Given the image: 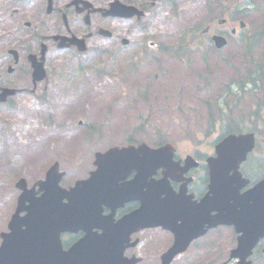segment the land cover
Listing matches in <instances>:
<instances>
[{"label": "rangeland", "instance_id": "obj_1", "mask_svg": "<svg viewBox=\"0 0 264 264\" xmlns=\"http://www.w3.org/2000/svg\"><path fill=\"white\" fill-rule=\"evenodd\" d=\"M218 6L226 8L224 18L235 16L229 24L245 23L236 37L227 36V45L220 50L213 48L211 34L203 33L209 24L214 32L221 28L216 23ZM146 23L145 35L155 49L142 44V34L132 22L117 21L110 26L129 44L123 47L120 40H107V63L102 56L96 61L92 50L79 56L66 50L55 52L54 68L60 67L62 76L53 100H47L44 107L36 100H22L15 118L9 117L4 127L0 124V142L5 144L1 152L14 150L16 142L23 144L9 161L0 159V232L6 230L14 210L15 179H33L40 174L55 159L57 144L62 169L71 170V160L79 161L76 171L69 174L72 182L77 175L78 179L87 175L96 151L122 146L128 138L150 146L154 140L164 139L184 155L210 151L228 119L252 127L246 118L263 100L264 78L260 92L254 93L246 89L244 79L256 67L264 76V0H173L172 5L152 10ZM182 37L194 49L177 57ZM81 63L84 69L76 72ZM239 91L236 96L228 93ZM48 115L53 116L49 125L43 122ZM261 116L264 126V111ZM80 119L82 127L77 125ZM208 122L216 128L206 130ZM91 127L96 131L85 135ZM50 132L55 135L53 144L49 141L45 148L37 147L43 156L27 155L34 143L43 142ZM164 237L168 236L159 231H145V252L149 243ZM234 240L230 229L220 228L172 264H220L228 259ZM260 257L255 264H264V257Z\"/></svg>", "mask_w": 264, "mask_h": 264}, {"label": "water", "instance_id": "obj_2", "mask_svg": "<svg viewBox=\"0 0 264 264\" xmlns=\"http://www.w3.org/2000/svg\"><path fill=\"white\" fill-rule=\"evenodd\" d=\"M123 9L129 8H120L119 11ZM116 10L118 12L117 7ZM213 40L217 48L225 44L221 37H213ZM252 147L253 138L250 134L228 136L216 146V156L207 160L210 191L196 210H186L187 206H173L176 199L167 178L195 164L188 159L183 168H178V163L172 161L170 145L154 150L141 144L135 150L132 147L120 150L113 148L104 154L98 153L96 170L86 180L76 182L68 191L57 187L56 177L59 176L50 169L46 180L39 183L40 188L44 189L43 196L33 199L30 209L23 204L26 200V190L23 189L17 211L9 222L10 232L1 234L0 264H81L76 252L85 247L90 248L87 255H90L93 264H133L122 257L130 233L139 228L157 226L174 235L173 245L161 258L162 264H170L176 255L185 251L192 239L205 232V221H210L209 226L212 227L216 224H232L236 232L240 233L232 256L239 258L237 264H250L247 258L257 240L264 235V183L240 194L239 187L245 181L240 178L238 166ZM136 151L143 154L138 163L139 176L143 177V182L158 167L163 168V178L144 190L140 197L141 206L136 212L114 225H107V217L101 216V207L113 204L110 202L112 197L107 182L115 185L127 170L136 166ZM231 170L232 174H229ZM24 186L23 183L21 187ZM133 188L130 191L123 189L120 201L126 200L131 192L135 194V181ZM162 193H165L163 201L159 200ZM63 198H66L64 204L61 202ZM173 208L177 213L168 214L166 209ZM23 210L27 211L26 214L18 217V213ZM212 210L217 212L213 217L209 214ZM178 214L182 218L180 224L174 218ZM65 225H79L88 232L84 240L75 244L69 253H62L58 239ZM92 228L101 229L102 233H91ZM93 254L99 255L96 256L97 261L91 256Z\"/></svg>", "mask_w": 264, "mask_h": 264}, {"label": "flooded vegetation", "instance_id": "obj_3", "mask_svg": "<svg viewBox=\"0 0 264 264\" xmlns=\"http://www.w3.org/2000/svg\"><path fill=\"white\" fill-rule=\"evenodd\" d=\"M113 1L115 0H0V14L8 22V24H0V30L3 31V35L0 38V124L2 127L7 124L6 120L9 117L15 118V114L20 112L18 106L23 102L22 100H27L28 102L36 100L41 103L42 107L46 106L47 100H53V92L56 87H60L58 82L62 76L61 68H54V64L57 61L54 53L61 49L58 46L60 43L68 42L62 39L63 37H76L84 40L87 51L89 49L96 54V61L99 60L98 56H102L101 60H105V63H107V22L113 20L107 18V7ZM117 1L136 6V8L143 12L142 20L144 21L145 18L152 14V10H156L160 6L170 3L172 0ZM140 26L142 28L145 24L141 23ZM210 27H208L209 30L211 29ZM220 32H224V29ZM111 33L110 39H117L118 34L114 30ZM70 50L74 51L75 48L71 47ZM31 58L44 68V79L43 76L33 79ZM82 67L84 69L83 64ZM52 117V115H48L46 118L49 121ZM261 129L262 131L256 133L264 134V127ZM54 139L55 135L51 138L52 144ZM18 143L21 142L15 143L14 150H4L1 152L5 144L0 142V159L3 158L6 162L9 161L12 154L17 150ZM34 144L28 150L27 155L42 157L43 154L37 147L45 148L46 145L39 146L37 141ZM129 144L131 143H125L124 146ZM58 154V148H55V153H53L55 159L58 157ZM213 155L214 151L212 148L206 152L196 150L184 154V156H191L198 167L187 172L185 177L176 176L180 180L171 181L170 184L176 192L180 188L186 187L185 196L189 198L185 200L187 205L200 203L207 194L209 178L205 161ZM75 161L77 162L72 163V167H74L73 171H76L79 166L78 160L75 159ZM244 167L246 169L250 167L248 159L241 165L242 169ZM45 170L46 168L41 172ZM92 170H94L93 160L91 162V169L87 171L86 177ZM134 175L135 171H132L126 180H131ZM160 176V172H157L154 178L159 179ZM243 177L248 182L239 187L240 194L253 187L257 181L263 179V177L256 179L258 176L252 177L245 173ZM68 178L69 174L61 179V187L68 188L76 179H72V182H69ZM76 180H78V175ZM40 194V192H36V195L39 196ZM140 206L141 202L137 200L125 201L123 203L115 201L113 204H107V208L104 209L103 214L107 217L112 215L111 219L113 222H117L124 215L136 208H140ZM107 225H110V223L107 222ZM228 229H230L234 238H236L234 231L231 228ZM154 230L168 237L160 238L159 242L152 241L148 244L150 248H146L145 252L142 234L145 231ZM154 230L139 231L137 234H134L131 242L136 241V244L127 247L123 255L127 258L136 257L139 260L137 264H158L162 249L165 246L167 248L173 238L171 239L170 234L162 229ZM82 236L83 232L78 228L74 233L64 234L62 236L63 250H68L74 243L81 240ZM263 246L264 241L254 250V254H259L260 258L264 257L261 254ZM143 251L150 258L145 257Z\"/></svg>", "mask_w": 264, "mask_h": 264}, {"label": "trees", "instance_id": "obj_4", "mask_svg": "<svg viewBox=\"0 0 264 264\" xmlns=\"http://www.w3.org/2000/svg\"><path fill=\"white\" fill-rule=\"evenodd\" d=\"M261 77L259 76V79H260Z\"/></svg>", "mask_w": 264, "mask_h": 264}]
</instances>
